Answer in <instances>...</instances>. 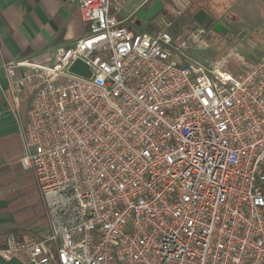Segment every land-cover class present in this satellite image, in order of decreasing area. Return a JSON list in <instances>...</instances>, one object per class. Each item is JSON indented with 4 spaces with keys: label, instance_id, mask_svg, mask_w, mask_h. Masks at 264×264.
Instances as JSON below:
<instances>
[{
    "label": "built area",
    "instance_id": "2783aa9c",
    "mask_svg": "<svg viewBox=\"0 0 264 264\" xmlns=\"http://www.w3.org/2000/svg\"><path fill=\"white\" fill-rule=\"evenodd\" d=\"M184 1V0H176ZM112 0H79L89 30L46 62L3 65L48 230L0 248L29 264H264V52L135 31ZM169 28V27H167ZM81 60L92 75L70 71ZM1 114V110H0Z\"/></svg>",
    "mask_w": 264,
    "mask_h": 264
},
{
    "label": "crops",
    "instance_id": "0c3cea01",
    "mask_svg": "<svg viewBox=\"0 0 264 264\" xmlns=\"http://www.w3.org/2000/svg\"><path fill=\"white\" fill-rule=\"evenodd\" d=\"M190 1H197L198 6L192 5V2L189 6ZM198 1H182L186 4V14L191 15L199 9H205L210 14L224 16L233 5L235 9L232 13L236 15H231L233 19L244 15V11L240 12L244 8L236 10L239 0H200L204 1L208 9ZM256 1L260 2L250 0L248 7H254ZM112 3L111 13L118 19L125 20L135 31L157 33L164 29L160 22L162 14L167 15L169 20L174 18L167 12L169 8L163 6L157 21L132 20V14L126 12L123 0H112ZM246 19L248 18H244ZM173 27L176 28L174 25ZM88 30L87 23L81 18L79 0H0V248L8 234L27 231L40 234L48 230L46 206L41 199L37 181L32 173L24 171L19 162L24 153L23 141L16 113L8 105L17 100L20 114L24 116L21 110L26 106L28 108V97L26 92H19L10 85L3 65L21 58L46 62L48 58L45 54L48 51L60 45H68L86 35ZM182 31L171 33L176 36L187 32ZM218 47L224 48L222 54L231 46L222 44ZM192 53L193 51L190 52V57L194 58ZM251 57L254 59L257 56ZM0 264L29 263L22 256H16L9 261L0 257Z\"/></svg>",
    "mask_w": 264,
    "mask_h": 264
},
{
    "label": "rangeland",
    "instance_id": "374dc122",
    "mask_svg": "<svg viewBox=\"0 0 264 264\" xmlns=\"http://www.w3.org/2000/svg\"><path fill=\"white\" fill-rule=\"evenodd\" d=\"M215 1L222 2V0ZM249 1L250 0H239L236 4V10L244 8L240 11H244V15H238V18L233 19L231 17V15L236 16L232 13L235 9V6L233 5H231L232 8L230 7L231 9L229 11H226L224 16L211 14L214 16V22L209 27V32L214 36V41L212 43L204 41L198 45L192 53L194 59L206 61L219 56L224 48H220L218 46L222 44L225 46L228 45L238 47L240 53L250 59L252 58L251 56H257L258 54L264 52V0H260V2L256 1V4L253 5L254 7H248ZM123 2L125 3L124 6L126 12L132 14V20L135 18L150 22L153 20L157 21L162 13L161 10L163 6H167L169 8L167 12H169V14L171 13L170 15L178 21L186 20V17L190 15L189 13L186 14V4L176 0H123ZM191 2L192 5L194 4V6H198L196 5L197 1H190L189 6H191ZM198 2H201V5L208 9V6L204 4V1L199 0ZM244 18L248 19L244 20ZM236 19H240V21ZM160 22L161 27L173 33H177L180 29L187 32L189 31V23L186 22L187 24L184 26H176V29L173 27V24L165 14H162ZM182 34L184 33L175 35L176 37H180ZM26 96L28 97V100L31 97L29 93H26ZM21 112L24 116H26L27 106L24 107Z\"/></svg>",
    "mask_w": 264,
    "mask_h": 264
},
{
    "label": "water",
    "instance_id": "95a60500",
    "mask_svg": "<svg viewBox=\"0 0 264 264\" xmlns=\"http://www.w3.org/2000/svg\"><path fill=\"white\" fill-rule=\"evenodd\" d=\"M193 18L196 23L205 28H209L214 22V17L205 9H199L197 12L194 13ZM70 71L74 74L85 77H90L92 75L90 67L81 60H76L71 65Z\"/></svg>",
    "mask_w": 264,
    "mask_h": 264
},
{
    "label": "trees",
    "instance_id": "16d2710c",
    "mask_svg": "<svg viewBox=\"0 0 264 264\" xmlns=\"http://www.w3.org/2000/svg\"><path fill=\"white\" fill-rule=\"evenodd\" d=\"M195 13V12H194ZM194 13L193 14H191L186 20H183V21H178V20H176L175 18H172V19H170L171 20V23L174 25V26H179V25H182V26H184L185 24H187V23H189L188 24V30H191V29H193L194 28V26H197L196 25V22H195V20H194V18H193V15H194ZM187 22V23H186ZM181 31H182V29H180ZM213 35H210V38L209 39H207V41L209 42V43H212L214 40H213Z\"/></svg>",
    "mask_w": 264,
    "mask_h": 264
}]
</instances>
